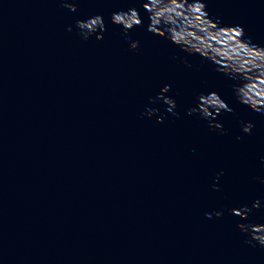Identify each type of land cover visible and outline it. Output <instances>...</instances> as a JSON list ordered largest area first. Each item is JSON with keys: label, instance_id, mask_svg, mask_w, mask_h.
Masks as SVG:
<instances>
[{"label": "water", "instance_id": "95a60500", "mask_svg": "<svg viewBox=\"0 0 264 264\" xmlns=\"http://www.w3.org/2000/svg\"><path fill=\"white\" fill-rule=\"evenodd\" d=\"M68 2L76 11L0 0V264H264V248L236 227L264 223V205L247 221L230 213L264 199V114L198 54L149 33L141 0ZM204 2L221 27L243 26L264 47V0ZM133 6L137 50L110 21ZM96 14L104 38L82 41L76 20ZM164 84L176 116L149 104ZM212 90L234 110L216 117L224 135L187 114L195 92ZM146 105L159 111L142 116ZM214 210L223 215L205 216Z\"/></svg>", "mask_w": 264, "mask_h": 264}, {"label": "clouds", "instance_id": "9594fccd", "mask_svg": "<svg viewBox=\"0 0 264 264\" xmlns=\"http://www.w3.org/2000/svg\"><path fill=\"white\" fill-rule=\"evenodd\" d=\"M61 6L71 11H76L77 7L68 0H61ZM141 6L148 18L146 30L149 33L164 37L173 47L188 56L198 54L202 62L211 66L212 71L235 82L231 87L233 97L238 103L247 106L251 111L264 114V47H259L250 39H245L243 26L221 27L219 18H210L204 0H141ZM110 21L120 26L129 50H137L140 47V42L129 36L130 30L144 26L136 7H129L127 11L112 12ZM75 24L77 34L82 41L87 42L94 34L96 40L104 38L106 25L100 14L89 16L84 20L78 19ZM67 30L72 31V26L69 25ZM169 59L179 60V63L187 68L193 67L185 57L178 58L171 55ZM171 87L170 84H164L156 95L148 99L150 105L163 102L166 111L176 116V100L166 95ZM158 111L157 107L146 105L141 115L151 118ZM233 111V108L214 90L207 93L195 92L193 106L187 108L188 115H196L199 119L207 121L209 131L214 130L219 135L225 134V128L216 117L223 112ZM156 119L157 122H163V113H160ZM253 127L251 121L239 123L241 132L247 135L252 134ZM261 166L264 167V156L261 157ZM222 174V171L218 173L217 179ZM257 179L264 183V177ZM212 187L219 191L220 185L215 183ZM262 205L264 199L258 198L250 206L245 204L231 208L230 213L247 221L252 210L259 209ZM213 215L221 217L223 211L214 210L205 213L209 219ZM236 227L241 233L247 234L244 243L264 248V223L237 222Z\"/></svg>", "mask_w": 264, "mask_h": 264}]
</instances>
